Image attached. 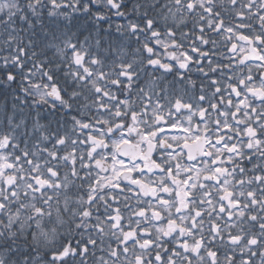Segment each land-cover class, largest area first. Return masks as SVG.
Masks as SVG:
<instances>
[{
    "label": "snow or ice",
    "instance_id": "1",
    "mask_svg": "<svg viewBox=\"0 0 264 264\" xmlns=\"http://www.w3.org/2000/svg\"><path fill=\"white\" fill-rule=\"evenodd\" d=\"M0 264H264V0H0Z\"/></svg>",
    "mask_w": 264,
    "mask_h": 264
}]
</instances>
